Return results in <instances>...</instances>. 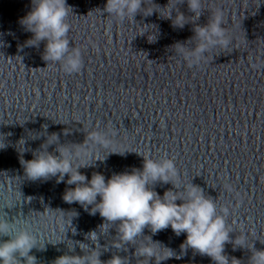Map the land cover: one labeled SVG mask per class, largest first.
<instances>
[{
	"label": "water",
	"instance_id": "obj_1",
	"mask_svg": "<svg viewBox=\"0 0 264 264\" xmlns=\"http://www.w3.org/2000/svg\"><path fill=\"white\" fill-rule=\"evenodd\" d=\"M168 3L144 0L142 8L158 12H138L121 22L104 11L106 0H66L71 9L67 39L70 48L80 49L82 67L65 74L59 64L47 67L42 60L45 41L25 46L32 33L19 21L32 0H0V143L5 145L0 149V219L35 236L37 246L28 255L36 264L81 256V243L98 248L101 264L112 256L143 264L134 253L145 237L181 257L161 264H214L191 248L182 253L186 236L170 227L153 234L145 226L135 243L117 249L119 221L103 229L109 222L98 212L90 214L94 205L63 200L64 192L75 187L66 183L67 174L60 182L26 177L21 161L45 150L48 136L55 133L58 141L46 151L59 157L58 147L82 144L95 130L115 136L108 150L88 145L91 164L78 169L86 182L94 173L107 182L114 174L142 170L143 155L172 158L180 180L200 187L214 201L235 207L234 195L220 188L225 179L243 196L227 222L249 232L253 247L233 250L232 243H225L222 254L229 264L233 258L249 264L253 250L264 251V0H204L199 18L182 29L162 17ZM169 7L188 18L194 15L178 0H170ZM217 9L233 44L212 50L199 67L188 68L172 46L187 42L192 48L193 28L206 25ZM150 35L155 42H148ZM149 187L159 197L182 191L159 181ZM91 232L96 243L87 238ZM236 235L229 233V240ZM19 261L24 264L23 258Z\"/></svg>",
	"mask_w": 264,
	"mask_h": 264
},
{
	"label": "clouds",
	"instance_id": "obj_2",
	"mask_svg": "<svg viewBox=\"0 0 264 264\" xmlns=\"http://www.w3.org/2000/svg\"><path fill=\"white\" fill-rule=\"evenodd\" d=\"M173 2L176 3L177 0ZM178 3H186L188 10L194 15L191 18L185 17L176 10V7L175 9L169 7V0L167 7L164 8L168 10L167 15L162 17L171 19L174 28L182 29L190 20L198 19L205 10L204 0H178ZM142 4L144 5V0H106L104 11L121 22L126 18L133 19L138 12L149 16L153 11H157L142 8ZM70 10L66 6V0H32L31 10L19 21L25 31L32 33V38L25 42V46L36 47L41 41H45L42 60L47 62V67L59 64L65 74L78 73L82 67L80 49L70 48L67 39L70 25L66 22V17ZM174 10L176 15L172 18L171 13ZM221 25L222 10L211 11L206 25L193 28L194 36L191 40L193 47H187V42L185 44L177 42L172 46L174 55L188 68H194L205 62L212 50H227L233 41ZM148 42H155V37L150 35ZM114 136L115 133L112 131H91L82 144L58 147L57 157L46 151L49 145L58 141L57 135L53 133L47 137L43 146L45 150L36 153L32 160L21 161L24 173L33 181L56 177L57 182L63 181L67 174L66 183L75 187L64 192L63 200L69 204L77 202L85 207L94 205L90 214L98 212L109 222L102 226L103 229L107 230L109 224L119 221L118 240L113 243V247L117 249L124 244L135 243L145 226H148L153 234L168 227L177 236L185 234V241L180 245L181 252L191 248L201 255L210 257L214 264H229L228 257L222 254L225 243H232L233 250L237 246L252 249L249 232L245 233L242 228L237 230L228 226L227 218L230 211L234 212L235 208L240 206L243 196L235 191L233 185L226 182V179L220 188L224 193L234 195L237 201L235 207L219 203V198L214 201L206 196L200 187L182 182L174 159L166 156L157 159L143 155L142 170L133 169L130 173L114 174L107 182L103 175L94 173L86 182L85 175L78 169L91 164L87 162L90 158L88 145L94 144L108 150ZM4 147L5 145L0 143V149ZM157 181L163 184L171 183L174 188L182 191L174 193L169 190L163 197H159L149 187ZM98 196L99 203L96 202ZM177 201L181 203L177 204ZM7 203L11 205L12 199L9 198ZM229 233H237L236 238L230 241ZM5 236L9 239L0 240V264H20L19 258L24 259V264H36L35 257L28 255L29 251L37 246V240L31 232L14 223H8L6 219H0V237ZM87 238L96 243L97 235L91 232ZM145 238L146 241L136 247L134 253L143 264H150L152 260L155 264H161L162 261L171 258H181L172 250L152 242L150 237ZM79 247L83 255H63L53 264H101L98 248L89 249L83 243L79 244ZM106 264H128V261L119 256H112ZM231 264L241 262L233 258ZM249 264H264V251L253 250Z\"/></svg>",
	"mask_w": 264,
	"mask_h": 264
}]
</instances>
